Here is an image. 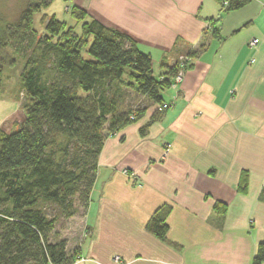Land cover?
<instances>
[{"label":"crops","instance_id":"crops-1","mask_svg":"<svg viewBox=\"0 0 264 264\" xmlns=\"http://www.w3.org/2000/svg\"><path fill=\"white\" fill-rule=\"evenodd\" d=\"M62 1L68 26L80 29L71 9L83 7L133 39L155 78L175 72L161 92L169 108L144 101L106 134L72 264H253L264 242V0L229 11L217 0ZM15 90L0 103L4 129ZM165 209L164 241L146 224Z\"/></svg>","mask_w":264,"mask_h":264},{"label":"trees","instance_id":"trees-1","mask_svg":"<svg viewBox=\"0 0 264 264\" xmlns=\"http://www.w3.org/2000/svg\"><path fill=\"white\" fill-rule=\"evenodd\" d=\"M51 1L29 3L0 35V93L3 66L20 60L23 113L11 130L0 127V264H72L79 258V247L68 251L66 240L55 238L56 223L78 212L75 200L85 214L106 134L146 110L141 102L126 107V93L132 91L162 112L161 92L175 74L155 78L150 56L140 52L133 39L87 19L83 7L71 9L80 22L78 31L55 15L43 14L39 34L33 16ZM217 1L225 11L250 2ZM7 50L16 59H10ZM219 207L223 212V205L216 203L214 209ZM167 213L154 212L146 224L164 241ZM263 261L261 242L253 264Z\"/></svg>","mask_w":264,"mask_h":264},{"label":"rangeland","instance_id":"rangeland-1","mask_svg":"<svg viewBox=\"0 0 264 264\" xmlns=\"http://www.w3.org/2000/svg\"><path fill=\"white\" fill-rule=\"evenodd\" d=\"M66 1V0H64ZM34 2V0H0V35L6 31V27L9 24H13L20 15V12L29 4ZM62 0H52L50 4L42 8L39 13H35L33 16V28L41 34L44 30L43 25L40 22V18L43 14L48 16L55 15L56 18L71 24L73 19L70 17L69 13L65 11V6L62 5ZM10 50V49H8ZM8 52L10 59H16V56H11ZM12 57V58H11ZM7 59H9L7 57ZM22 67V62L19 60L14 66L4 65L3 66V89L0 93V103L9 102V105L13 103V97L17 90L15 88L20 84V71ZM17 107L15 105V112L13 111L10 117L5 121V129H9L11 125L18 121L22 117L21 112V93L18 95ZM126 107L135 108L139 103L142 105L143 101L137 99L132 91L126 93ZM4 123V124H5ZM107 126H105V130ZM96 178V177H95ZM75 205L77 206L78 212L71 217H60L55 225L54 233L55 238L65 239L67 242V249L71 251L73 247L82 239L83 234H87V229L83 226V207L79 206L75 200Z\"/></svg>","mask_w":264,"mask_h":264},{"label":"built area","instance_id":"built-area-1","mask_svg":"<svg viewBox=\"0 0 264 264\" xmlns=\"http://www.w3.org/2000/svg\"><path fill=\"white\" fill-rule=\"evenodd\" d=\"M222 5H225L226 3L225 2H222L221 3ZM256 43V40L255 39H253L251 42H250V44H255ZM179 61L181 62V66L183 65V64H185L186 63V61H188V58L187 57H185V56H180V59H179ZM181 68V67H180ZM181 76H182V70L181 71H178V73H176V75L174 76V80L175 81H179L180 79H181ZM169 104L168 103H163V104H161L159 107H158V110L159 111H164L165 109H167V108H169Z\"/></svg>","mask_w":264,"mask_h":264}]
</instances>
